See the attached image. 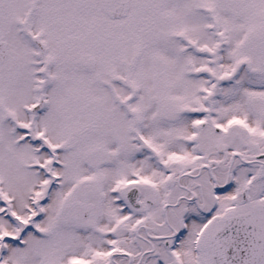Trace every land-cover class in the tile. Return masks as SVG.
<instances>
[{"label":"snow or ice","instance_id":"snow-or-ice-1","mask_svg":"<svg viewBox=\"0 0 264 264\" xmlns=\"http://www.w3.org/2000/svg\"><path fill=\"white\" fill-rule=\"evenodd\" d=\"M0 264H264V0H0Z\"/></svg>","mask_w":264,"mask_h":264}]
</instances>
